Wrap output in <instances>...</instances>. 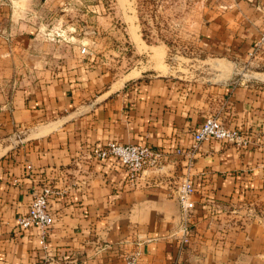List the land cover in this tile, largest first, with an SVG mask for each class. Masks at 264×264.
Returning a JSON list of instances; mask_svg holds the SVG:
<instances>
[{
    "label": "crops",
    "instance_id": "1",
    "mask_svg": "<svg viewBox=\"0 0 264 264\" xmlns=\"http://www.w3.org/2000/svg\"><path fill=\"white\" fill-rule=\"evenodd\" d=\"M132 1L0 0V264H264V52L248 56L264 0H202L192 64L143 39ZM101 23L127 42L105 43L129 51L123 71L80 52L76 33ZM210 115L247 142L202 141L187 169L174 150ZM106 141L168 159L132 184L114 159L88 155ZM186 173L194 222L180 249L174 196ZM43 183L54 191L45 246L16 222Z\"/></svg>",
    "mask_w": 264,
    "mask_h": 264
},
{
    "label": "built area",
    "instance_id": "2",
    "mask_svg": "<svg viewBox=\"0 0 264 264\" xmlns=\"http://www.w3.org/2000/svg\"><path fill=\"white\" fill-rule=\"evenodd\" d=\"M80 52L89 53L84 45L81 47ZM263 52L264 29L259 32L258 37L253 42L248 56L253 58ZM207 140L230 143L237 147H241L247 142L240 129L229 127L218 115H210L193 131L191 147L187 150L177 147L174 150V154H184L187 157L186 168L189 169L198 145L202 141ZM88 155L94 159H114L126 171L127 179L132 184L143 171L148 168L159 167L168 159V155L163 151L151 148L146 143H119L116 141H106L93 145L89 149ZM26 168L30 173V165H27ZM194 191L195 186L191 182L188 173H186L178 184L175 195L180 207L178 228L180 249L187 245L193 230L195 203L192 200V194ZM53 193V188L49 183H43L34 188L26 213L19 215L16 220L18 228L22 231L35 227L37 229L38 242L42 246H45V237L52 224L49 199ZM41 264L50 263L44 261ZM126 264H137L136 257L134 255L127 257Z\"/></svg>",
    "mask_w": 264,
    "mask_h": 264
},
{
    "label": "rangeland",
    "instance_id": "3",
    "mask_svg": "<svg viewBox=\"0 0 264 264\" xmlns=\"http://www.w3.org/2000/svg\"><path fill=\"white\" fill-rule=\"evenodd\" d=\"M201 3L202 0H133L132 8L137 27L147 43L167 46L165 59L170 63H176L180 58H184L189 59L187 64H192L194 58L202 54L195 44L197 22L202 16ZM99 10L101 11L100 8ZM121 24L123 23L118 18H114V26L118 27ZM98 27L95 34L84 33L81 29L76 36L86 40L84 45L86 47L88 45L89 50L100 55L107 68L115 72L125 70L130 64L127 56L129 51H119L115 48L117 51L112 54L105 49V43L109 38H112L116 46L127 43L123 40V35L106 33L104 23L98 24Z\"/></svg>",
    "mask_w": 264,
    "mask_h": 264
},
{
    "label": "water",
    "instance_id": "4",
    "mask_svg": "<svg viewBox=\"0 0 264 264\" xmlns=\"http://www.w3.org/2000/svg\"><path fill=\"white\" fill-rule=\"evenodd\" d=\"M174 197L176 198V201L178 203L177 197L176 196H174ZM178 206H179V203H178ZM179 216H180V207H179Z\"/></svg>",
    "mask_w": 264,
    "mask_h": 264
},
{
    "label": "bare ground",
    "instance_id": "5",
    "mask_svg": "<svg viewBox=\"0 0 264 264\" xmlns=\"http://www.w3.org/2000/svg\"><path fill=\"white\" fill-rule=\"evenodd\" d=\"M134 19V18H133ZM130 20V19H129ZM133 22V21H132ZM138 43V42H137Z\"/></svg>",
    "mask_w": 264,
    "mask_h": 264
}]
</instances>
